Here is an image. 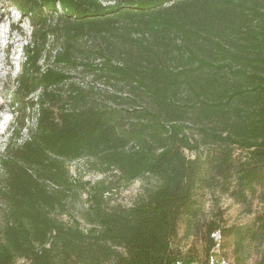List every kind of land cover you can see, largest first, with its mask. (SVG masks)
Segmentation results:
<instances>
[{"label":"trees","instance_id":"obj_1","mask_svg":"<svg viewBox=\"0 0 264 264\" xmlns=\"http://www.w3.org/2000/svg\"><path fill=\"white\" fill-rule=\"evenodd\" d=\"M10 2L29 36L0 150V264L191 263L177 242L208 250L216 230L232 264H264V211L228 227L214 211L223 195L264 203V0ZM80 159L107 177L73 181ZM137 179L131 205L109 204ZM82 194L86 228L59 217Z\"/></svg>","mask_w":264,"mask_h":264},{"label":"rangeland","instance_id":"obj_2","mask_svg":"<svg viewBox=\"0 0 264 264\" xmlns=\"http://www.w3.org/2000/svg\"><path fill=\"white\" fill-rule=\"evenodd\" d=\"M29 24L26 19L11 4L10 0H0V150L6 139L7 129L13 120V108L9 104V96L14 87L15 77L21 70V63L24 59L23 46L28 40ZM72 77L76 81H88L89 77L79 73L71 72ZM33 112H29L27 125L33 122ZM23 137L26 131H23ZM69 175L73 181H89L91 184L103 180L107 174L94 170L89 162L85 159L75 160L68 163ZM146 180H135L128 186L119 188L109 196L110 205L129 206L138 197L141 186ZM85 194L69 200L67 210L59 213L62 220H70L72 217L77 219L81 227L86 228L87 225L83 221V208L85 207ZM218 207L214 211L219 213L216 220H219L221 227L230 225H246L250 224L257 214L264 211V203L258 195L252 197L248 204H240L234 202L231 198L223 195L219 198ZM213 209L211 201H207L205 212L207 218ZM181 256H192L196 260L203 259L206 253V243L200 236H189L181 238L177 242ZM221 253L233 263L231 248L227 247V238L223 236ZM15 264H27V262L18 258ZM247 264H254V258H251Z\"/></svg>","mask_w":264,"mask_h":264},{"label":"built area","instance_id":"obj_3","mask_svg":"<svg viewBox=\"0 0 264 264\" xmlns=\"http://www.w3.org/2000/svg\"><path fill=\"white\" fill-rule=\"evenodd\" d=\"M213 239V245L209 250L208 254L201 260L194 261L191 263H185L182 260H176L171 264H232V262L221 253V233L216 230L211 233Z\"/></svg>","mask_w":264,"mask_h":264}]
</instances>
